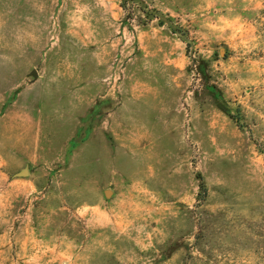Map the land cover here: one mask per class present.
<instances>
[{
  "label": "rangeland",
  "instance_id": "obj_1",
  "mask_svg": "<svg viewBox=\"0 0 264 264\" xmlns=\"http://www.w3.org/2000/svg\"><path fill=\"white\" fill-rule=\"evenodd\" d=\"M0 264H264V0H0Z\"/></svg>",
  "mask_w": 264,
  "mask_h": 264
},
{
  "label": "water",
  "instance_id": "obj_2",
  "mask_svg": "<svg viewBox=\"0 0 264 264\" xmlns=\"http://www.w3.org/2000/svg\"><path fill=\"white\" fill-rule=\"evenodd\" d=\"M31 77H33L34 79L37 77V73L35 71H33L31 74ZM29 175V172L27 169L22 170L20 173H18L16 176L17 177H27ZM111 195L110 191H106L105 192V196L109 197Z\"/></svg>",
  "mask_w": 264,
  "mask_h": 264
}]
</instances>
